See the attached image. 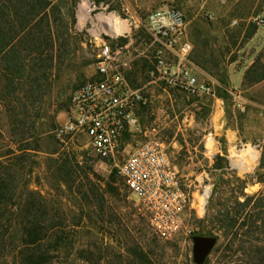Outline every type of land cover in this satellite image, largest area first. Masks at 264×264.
<instances>
[{
	"label": "rangeland",
	"instance_id": "374dc122",
	"mask_svg": "<svg viewBox=\"0 0 264 264\" xmlns=\"http://www.w3.org/2000/svg\"><path fill=\"white\" fill-rule=\"evenodd\" d=\"M81 1L0 0V174L14 194L0 215V264H17L33 213L45 227L38 249L48 264H196L194 237L217 236L213 217L264 188V0H91L98 8L84 29ZM168 6L185 13L192 58L219 85L214 96L165 92L149 83L145 61L128 74L148 102L127 152L149 136L162 139L195 192L186 227L163 239L112 162L90 154L85 137L63 146L57 130L72 91L95 74L96 15L127 26ZM206 186L213 195L203 211L196 204ZM218 245L204 264H225Z\"/></svg>",
	"mask_w": 264,
	"mask_h": 264
},
{
	"label": "built area",
	"instance_id": "2783aa9c",
	"mask_svg": "<svg viewBox=\"0 0 264 264\" xmlns=\"http://www.w3.org/2000/svg\"><path fill=\"white\" fill-rule=\"evenodd\" d=\"M83 5H88L86 14ZM97 8L91 0L81 1L82 29ZM97 16L90 31L96 71L72 91L57 137L63 146L85 137L90 154L112 162L125 187L144 203L155 231L169 239L186 227L185 213L195 205V192L183 182L181 169L162 139L149 136L127 152L126 136L138 128L137 110L148 102L144 88L135 87L128 74L138 61H145L150 84L165 92L199 97L214 96L219 83L194 62L189 23L180 8L154 9L116 36L106 32ZM257 151L255 146L246 165L256 162ZM205 188L196 204L203 211L211 195Z\"/></svg>",
	"mask_w": 264,
	"mask_h": 264
},
{
	"label": "trees",
	"instance_id": "16d2710c",
	"mask_svg": "<svg viewBox=\"0 0 264 264\" xmlns=\"http://www.w3.org/2000/svg\"><path fill=\"white\" fill-rule=\"evenodd\" d=\"M258 181L264 185V173H259ZM13 196L7 179L0 174L1 216L6 214L3 206ZM211 222L220 225L216 236L220 239V245L215 252L224 247L228 252L225 255V264H264V188L258 194L246 196L243 201L237 196L232 206L225 207ZM44 229L39 215L33 213L32 218L24 224L21 238L23 247L19 251L17 264L50 262L49 253L38 249L44 239ZM258 232L262 235L259 240L252 237ZM58 242L56 240L55 243Z\"/></svg>",
	"mask_w": 264,
	"mask_h": 264
},
{
	"label": "water",
	"instance_id": "95a60500",
	"mask_svg": "<svg viewBox=\"0 0 264 264\" xmlns=\"http://www.w3.org/2000/svg\"><path fill=\"white\" fill-rule=\"evenodd\" d=\"M217 242L216 236H195L193 253L195 263L204 264Z\"/></svg>",
	"mask_w": 264,
	"mask_h": 264
},
{
	"label": "bare ground",
	"instance_id": "6f19581e",
	"mask_svg": "<svg viewBox=\"0 0 264 264\" xmlns=\"http://www.w3.org/2000/svg\"><path fill=\"white\" fill-rule=\"evenodd\" d=\"M81 10L84 14L88 13V5H83ZM97 18L99 22L103 24L106 32L109 34H112L114 36L121 35L127 30V27L123 24V21L115 18L112 13H100Z\"/></svg>",
	"mask_w": 264,
	"mask_h": 264
}]
</instances>
